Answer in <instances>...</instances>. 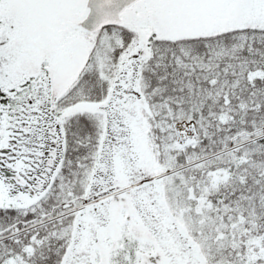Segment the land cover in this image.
<instances>
[{"label": "snow or ice", "instance_id": "1", "mask_svg": "<svg viewBox=\"0 0 264 264\" xmlns=\"http://www.w3.org/2000/svg\"><path fill=\"white\" fill-rule=\"evenodd\" d=\"M0 264H264V0H0Z\"/></svg>", "mask_w": 264, "mask_h": 264}]
</instances>
